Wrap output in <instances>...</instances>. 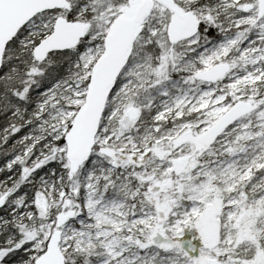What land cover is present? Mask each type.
Masks as SVG:
<instances>
[{
	"label": "snow or ice",
	"instance_id": "6c2138e0",
	"mask_svg": "<svg viewBox=\"0 0 264 264\" xmlns=\"http://www.w3.org/2000/svg\"><path fill=\"white\" fill-rule=\"evenodd\" d=\"M0 264H264V0H0Z\"/></svg>",
	"mask_w": 264,
	"mask_h": 264
}]
</instances>
